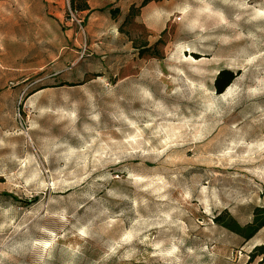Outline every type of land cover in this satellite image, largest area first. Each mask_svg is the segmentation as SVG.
Segmentation results:
<instances>
[{
    "label": "rangeland",
    "instance_id": "obj_1",
    "mask_svg": "<svg viewBox=\"0 0 264 264\" xmlns=\"http://www.w3.org/2000/svg\"><path fill=\"white\" fill-rule=\"evenodd\" d=\"M69 3L0 0V264H258L264 0Z\"/></svg>",
    "mask_w": 264,
    "mask_h": 264
},
{
    "label": "trees",
    "instance_id": "obj_2",
    "mask_svg": "<svg viewBox=\"0 0 264 264\" xmlns=\"http://www.w3.org/2000/svg\"><path fill=\"white\" fill-rule=\"evenodd\" d=\"M90 0H82L81 4H76L75 0H70L69 6L71 10L75 11H89L91 8L88 4ZM234 77L230 72H221L219 73L216 81L215 87L219 94H222L226 91V89L231 85L233 82ZM255 227L253 233L250 236H246L245 239L249 241L255 234H257L261 229L264 228V208H257L255 210V221L253 223ZM259 259L258 264H264V244L258 245L254 248V250L249 255V262L252 263Z\"/></svg>",
    "mask_w": 264,
    "mask_h": 264
}]
</instances>
